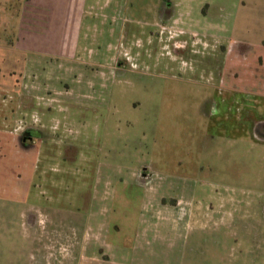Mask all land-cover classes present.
Returning a JSON list of instances; mask_svg holds the SVG:
<instances>
[{
	"label": "rangeland",
	"instance_id": "rangeland-1",
	"mask_svg": "<svg viewBox=\"0 0 264 264\" xmlns=\"http://www.w3.org/2000/svg\"><path fill=\"white\" fill-rule=\"evenodd\" d=\"M179 1L169 25L172 0H89L69 59L0 20V40L16 34L15 53L0 42V264H166L169 247L171 264H213L221 237L220 257L234 244L264 264V0ZM29 126L63 142L53 177ZM177 204L191 230H139Z\"/></svg>",
	"mask_w": 264,
	"mask_h": 264
},
{
	"label": "crops",
	"instance_id": "crops-1",
	"mask_svg": "<svg viewBox=\"0 0 264 264\" xmlns=\"http://www.w3.org/2000/svg\"><path fill=\"white\" fill-rule=\"evenodd\" d=\"M96 1L97 3L93 4V6H97L100 2V0H92V3ZM87 3H89V0H0V20L3 19V24H5V21H7L8 25L12 23L14 27V25H16V20L19 19V26H25V33L21 35L19 33L21 37L18 40L19 44L21 40L27 48H35L41 51L50 52L51 55H54L57 58L66 56V58L69 59L70 57H74V49L82 34L83 15L85 12L84 10L86 9L85 5ZM169 3H171V8L174 10V14L171 15V24H180V16L178 12L176 13V11L181 10L183 5H180L181 2L179 0H172V2ZM108 4L105 9H110V7L115 6L114 2L113 4L112 2ZM161 4L163 3H160L159 6H162ZM94 9H96V7ZM112 16L114 15L112 14ZM1 41L4 42V47L6 44L8 45V52H14L16 47V34L12 33L11 38L9 35L7 38L1 39L0 42ZM6 59H8L7 63H9L10 59ZM175 211L176 213H174ZM193 212V209H190L189 211L186 210L184 204H177L175 209H168L167 212H160L155 215H151V217L145 216L142 213V215H140L141 228H139V230L150 231L151 229H154L159 231V223L154 221L156 219L168 222L166 223V229L169 233H171V228L175 231V227L176 229L185 231L191 230L193 227L192 221L196 219ZM234 225H232L231 230H228L230 228L228 226H222L221 228L223 230H217L218 233L216 235L218 236V234H220L224 236L225 242L229 240L233 241L235 238L231 237V239L230 234L234 233L238 226L240 228V223L235 226ZM214 235L215 234H212L209 239L214 237ZM221 238L215 243L209 242V244L206 245L210 250V254L214 255L215 259H212L213 264H245L240 261V258L235 257L237 246L234 244H231L230 246L226 245L224 247L225 258L220 257L223 251V239ZM169 240V245L171 246V238H169ZM140 255L141 254L137 255L138 261H134L133 264H150L145 260H140ZM170 255L171 247H169L167 253L162 256L163 261H165L166 264H171ZM89 256V264H100L97 262V258H95V256L92 254H89ZM109 258H111L109 264H128L127 257L115 259L110 256ZM94 260L96 262H94ZM156 261L160 262L159 256ZM251 262L254 263V258H252ZM173 264L179 263L173 261Z\"/></svg>",
	"mask_w": 264,
	"mask_h": 264
},
{
	"label": "flooded vegetation",
	"instance_id": "flooded-vegetation-1",
	"mask_svg": "<svg viewBox=\"0 0 264 264\" xmlns=\"http://www.w3.org/2000/svg\"><path fill=\"white\" fill-rule=\"evenodd\" d=\"M161 5H162L161 10H165V8H166L167 11L166 10L165 11L168 13V16H167L168 21H171V15L174 14V10L171 8V3H167V4L163 3ZM169 25H171V23ZM34 128H36L38 130L40 129L37 127H31V126L25 127L24 130L22 131V134H21V139L23 140V145L26 148V154L32 155L33 154V152H32L33 148L34 147L36 148V147H38L37 145H39L42 155H41V159L39 161V166L37 169H38V171H40L42 176H44V178L53 177V173H52L53 168H47V164L50 162V160L47 158L46 152L47 151L52 152L54 150L57 151L59 149L58 145L61 144L60 146H62L63 142L61 141V138L59 135H54V137H55L54 138L53 136H51L52 133L48 132L46 134V131H43V134L38 136L41 133L39 131H42L41 129L38 131V134H35V135H37L35 138V136H33V133H34L33 129ZM48 144L50 145V149L48 148L49 147ZM55 158H57V156H55Z\"/></svg>",
	"mask_w": 264,
	"mask_h": 264
}]
</instances>
